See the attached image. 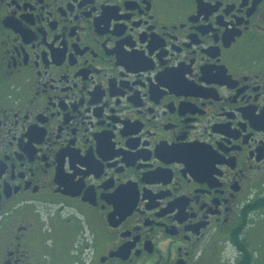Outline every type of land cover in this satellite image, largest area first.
Instances as JSON below:
<instances>
[{"label": "flooded vegetation", "instance_id": "obj_1", "mask_svg": "<svg viewBox=\"0 0 264 264\" xmlns=\"http://www.w3.org/2000/svg\"><path fill=\"white\" fill-rule=\"evenodd\" d=\"M0 264H264V0H0Z\"/></svg>", "mask_w": 264, "mask_h": 264}]
</instances>
